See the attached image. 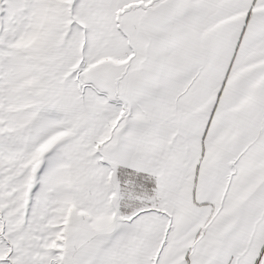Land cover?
Wrapping results in <instances>:
<instances>
[{"label": "snow or ice", "instance_id": "6c2138e0", "mask_svg": "<svg viewBox=\"0 0 264 264\" xmlns=\"http://www.w3.org/2000/svg\"><path fill=\"white\" fill-rule=\"evenodd\" d=\"M0 264H264V0H0Z\"/></svg>", "mask_w": 264, "mask_h": 264}]
</instances>
